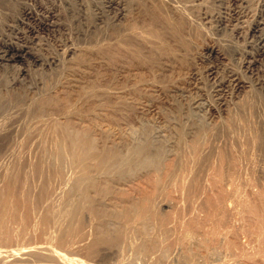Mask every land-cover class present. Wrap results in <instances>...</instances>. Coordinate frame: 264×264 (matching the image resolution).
I'll return each mask as SVG.
<instances>
[{"label": "rangeland", "instance_id": "rangeland-1", "mask_svg": "<svg viewBox=\"0 0 264 264\" xmlns=\"http://www.w3.org/2000/svg\"><path fill=\"white\" fill-rule=\"evenodd\" d=\"M259 20V29L251 31ZM19 46L25 49L22 57L8 59ZM233 78L243 87L236 89ZM263 95L264 0H0V222H6L0 224L5 229L4 234L0 231V249H35L46 243L79 257L78 264H124L135 252L131 242L143 238L147 245L157 241L156 250L149 246L134 253L133 264H264ZM66 108L77 112L68 116L74 126L87 124L93 110L108 113L93 121L101 127L112 123L108 139H99L109 140L108 144L124 147L123 143L130 145L148 132L149 139L161 145L160 166L138 169L115 193L137 195L138 200L156 195L157 217L151 213L147 217L159 229L153 224L144 236L138 235L141 239L137 234L125 236V242L120 238L123 245L115 241L92 245L99 221L93 212L83 210L80 226L70 221L77 227L72 226L75 233L64 229L70 222L56 217L59 205L49 194L41 192L36 207L24 210L28 203L21 190L29 185L32 195H37L34 127L48 116L63 120ZM19 152L23 158L17 154L19 158L13 159ZM5 189L12 193L5 195ZM6 196L17 199L15 203L8 199L15 205L5 207ZM51 205L55 213L48 211ZM2 210L15 212L6 213L12 214L9 219ZM88 221L96 227H89ZM109 222L121 221L111 216ZM129 231L125 229L124 235ZM89 234L92 241H87ZM157 235L164 242L159 243ZM161 246L166 248L164 258L159 256ZM40 248L35 249L38 254L32 251L37 256L31 253L33 261L28 263L55 264L50 252Z\"/></svg>", "mask_w": 264, "mask_h": 264}, {"label": "bare ground", "instance_id": "bare-ground-1", "mask_svg": "<svg viewBox=\"0 0 264 264\" xmlns=\"http://www.w3.org/2000/svg\"><path fill=\"white\" fill-rule=\"evenodd\" d=\"M155 3V2H153ZM144 4V3H143ZM160 5V4H159ZM153 6V5H152ZM179 6V5H178ZM180 7V6H179ZM178 7V8H179ZM154 9V8H153ZM180 10L182 9L179 8ZM188 11V10H186ZM181 13V12H180ZM190 14V12L188 13V15ZM181 15V14H180ZM150 18H152L150 16ZM154 18V17H153ZM159 19V18H157ZM261 19V18H260ZM150 20V19H149ZM156 22V21H155ZM256 22V21H255ZM158 23V22H157ZM254 23V22H252ZM154 25V24H153ZM260 25V20L258 22H256L252 27H251V31H255ZM262 26V25H261ZM131 29V27H130ZM259 29V28H258ZM117 30V29H116ZM128 30V29H127ZM118 31V30H117ZM135 31V30H134ZM136 32V31H135ZM134 33V32H133ZM140 33V32H139ZM113 34H115L113 32ZM142 34V33H141ZM128 35V34H127ZM113 36V35H112ZM125 36V35H124ZM114 37V36H113ZM119 37V36H118ZM127 38V36H126ZM131 38V37H130ZM120 39V38H118ZM136 39V38H135ZM116 40V39H115ZM125 41V40H124ZM113 42V41H112ZM134 42V41H133ZM116 43V42H115ZM9 44V43H8ZM126 44V43H125ZM116 45V44H115ZM25 49L23 47H20L19 48H16L13 50V52L9 55L8 59H20L22 57V51H24ZM5 51V50H4ZM11 51V50H10ZM9 51V52H10ZM211 52H215V50L212 48L210 49ZM25 52V51H24ZM251 52V51H250ZM7 53V51H6ZM22 53V54H21ZM258 53V52H257ZM4 55H3V59H4ZM8 62V61H7ZM255 65V64H254ZM236 77V76H235ZM234 80V86L236 89H239L241 87H243V83L241 82V80H239L238 78H233ZM223 81V80H222ZM226 85V84H225ZM220 87V86H219ZM259 87V86H258ZM246 92V91H244ZM247 93V92H246ZM260 93V92H258ZM259 95V94H258ZM264 96V95H263ZM2 97V96H1ZM259 97V96H258ZM3 98V97H2ZM243 98V97H242ZM249 98V97H248ZM251 98V96H250ZM255 98V97H254ZM256 99V98H255ZM259 99V98H258ZM257 99V100H258ZM2 100V99H1ZM264 100V99H263ZM239 101V100H238ZM245 101V100H244ZM262 101V100H261ZM3 103V102H2ZM243 105V104H242ZM226 106V105H225ZM1 107V106H0ZM250 107V106H249ZM72 108V107H71ZM263 108V107H262ZM261 108V109H262ZM97 109V108H96ZM229 109V108H228ZM231 109V108H230ZM241 109V108H240ZM105 110V109H104ZM258 110V109H257ZM69 113L73 114V113H77L73 110H70V109H65L62 114L65 116L63 120H59L58 118L55 117V119L52 118V116H48L47 118H42V120H40L36 126H39L38 128L34 127V130H36V135H37V151H38V156L36 157V159L39 161H37V165H34L37 169V178L39 179H36V175H35V178L33 180L36 181L35 184H36V190H37V195L33 196L32 193L30 192L29 190V185H27L26 188H24L23 190H21L22 192V196H24V203H28L27 205V208H25L24 210H30V208H33V205L36 207L37 203L35 204L34 202L37 201V199L40 197H43V194L41 192H44L46 194H49L48 198L51 199L52 201H55V202H58V204L56 205H59V208H58V213H56V217L60 218V219H64V222L65 220L70 222L73 220H76L75 221V224H80L81 222V216L83 215L84 217V214L83 213V210H89V212H93L95 214V216L97 217V219L99 220L98 221V226L97 228L94 227V225H92L93 221H88L87 224H89V227H94L96 229V232H95V235H93L94 232H92L91 234L94 236V240L92 241V238L93 236H91V240H87V241H92V245H96V244H99L100 242H118L119 240L121 241L120 238H123L122 239V242H125L124 241V237L125 236H128V237H132L134 234H137V235H134L136 236L137 238L139 236H144L147 229L151 227V225L154 224V217H157V214H158V211L156 209V205H158L157 201L158 198H156V195L153 196L151 195L150 196H145V197H142V198H139L138 200V196L137 195H134V196H137L136 198H134V196L131 197V195H127L126 197H123V196H117L115 193L117 191H119V189L123 186V184L127 181H129L132 176L135 177V175L138 173H135L136 171H138V169H141V168H145L148 167V166H154V167H158L160 166L159 163L160 160H161V157H162V154H163V149L161 147V145L159 144H155L152 142V140L149 139L147 133L148 132H145L146 133V136L143 138V139H139L135 142H133L132 144L130 145H126L125 143L124 144V147H118L120 146L119 143H117L118 146L116 145H111V144H108L109 143V140L108 142H105L104 140L102 141L99 140L100 137H104L107 138L110 134V131H109V126H111V122L107 123L105 120L106 117H104L105 119L102 120L103 122H106L107 125L101 127V125H99V122L97 124V122H93V121H96L95 119H98L99 117H101L103 114H105L103 111H98V110H93L91 112H89V117L87 120L88 123L90 124H78V122H76L78 125L77 126H74L73 124L70 123V121L72 120H69L68 116H69ZM236 113V112H235ZM262 113V112H261ZM54 114V113H53ZM108 114V113H107ZM105 114V115H107ZM229 114V113H228ZM237 114V113H236ZM60 115V114H59ZM57 115V116H59ZM62 115V116H63ZM77 115V114H76ZM75 115V116H76ZM104 115V116H105ZM245 115V114H244ZM264 115V114H262ZM61 116V115H60ZM61 116V117H62ZM79 116V114H78ZM109 116H110V113H109ZM108 116V119H110V117ZM74 117V116H72ZM77 117V116H76ZM86 117V116H85ZM85 117L82 115L80 118H84ZM96 117V118H95ZM236 117V116H235ZM233 117V118H235ZM63 118V117H62ZM79 118V119H80ZM95 118V119H94ZM102 118V117H101ZM257 118V117H256ZM261 118V117H260ZM76 119V118H75ZM85 119V121H86ZM92 119V121H91ZM94 119V120H93ZM230 119V118H229ZM228 119V120H229ZM243 119V118H242ZM253 119V118H251ZM74 120V118H73ZM100 120V119H99ZM176 120V119H175ZM262 120V119H261ZM75 121V120H74ZM73 121V122H74ZM84 121V120H83ZM108 121V120H107ZM189 121V120H188ZM234 121V120H233ZM254 121V120H253ZM258 121V120H257ZM255 121V123L257 122ZM102 122V123H103ZM114 122V121H112ZM182 122V121H180ZM227 122V120H226ZM105 123V124H106ZM111 123V124H110ZM177 123V122H176ZM184 123V122H183ZM188 123V122H187ZM190 123V122H189ZM201 123V122H200ZM203 123V122H202ZM201 123V124H202ZM236 123V122H235ZM242 123V122H240ZM239 123V124H240ZM245 123V122H244ZM198 124V122H197ZM196 124V125H197ZM224 124V123H223ZM243 124V123H242ZM249 124V122L247 123ZM254 124V123H253ZM99 127H98V126ZM180 125V123H179ZM182 125V123H181ZM195 125V124H194ZM205 125V124H204ZM219 125V124H218ZM230 125V124H229ZM255 125V124H254ZM114 126V125H113ZM167 126V125H166ZM203 126V124L201 125ZM200 126V127H201ZM236 126V124H235ZM172 127V126H171ZM183 127V126H181ZM185 128H187L185 125H184ZM196 127V126H195ZM221 127L223 128V126L221 125ZM239 126L237 125V128ZM111 128V127H110ZM115 128V127H114ZM144 128V127H143ZM142 128V130H143ZM147 128V127H145ZM153 128V127H152ZM161 128V126H160ZM164 128V127H163ZM179 127L177 126V129ZM202 128V127H201ZM225 128V127H224ZM264 128V127H263ZM96 129H99V131H96ZM134 129V128H133ZM139 129V128H138ZM151 129V128H150ZM154 129V128H153ZM167 129V128H166ZM165 129V130H166ZM234 129V128H233ZM255 129V128H254ZM5 130V129H3ZM111 130V129H110ZM132 130V129H131ZM137 130V129H135ZM134 130V132H136ZM140 130V129H139ZM145 131L147 129H144ZM174 130V129H173ZM172 130V131H173ZM180 130V129H178ZM177 130V131H178ZM187 131V129H185ZM206 130V129H205ZM230 130V129H229ZM237 130V129H236ZM239 130V129H238ZM112 134L114 131V129L111 130ZM133 131V130H132ZM141 131V130H140ZM149 131V130H147ZM151 131V130H150ZM149 131V132H150ZM154 131V130H153ZM156 131V130H155ZM196 131V130H195ZM194 131V132H195ZM211 131V130H210ZM224 131V130H223ZM31 132V131H30ZM119 132V131H118ZM174 132V131H173ZM182 132V131H181ZM193 132V133H194ZM231 133H233L232 131H230ZM240 132V131H238ZM246 132H248V130H246ZM255 132V131H254ZM257 132V131H256ZM261 132V131H260ZM132 133V132H131ZM153 134V132H151ZM164 133V132H163ZM162 133V134H163ZM175 133V132H174ZM183 133V132H182ZM185 133V132H184ZM197 133V132H196ZM205 133V132H203ZM215 133V132H214ZM217 133V132H216ZM98 134V136H97ZM187 134V133H186ZM185 134V135H186ZM189 134V133H188ZM249 134V132H248ZM257 134V133H256ZM35 135V134H33ZM111 135V134H110ZM137 135V134H136ZM151 135V134H150ZM207 135V134H206ZM209 135V134H208ZM251 135V134H250ZM133 136V140L136 139L135 135H131ZM130 136V137H131ZM141 136V135H140ZM157 136V135H156ZM160 136V134H159ZM163 136V135H162ZM167 136V135H166ZM181 136V135H180ZM199 136V135H198ZM227 136V135H226ZM254 136V135H253ZM152 137V135H151ZM150 137V138H151ZM182 137V136H181ZM184 137V135H183ZM201 137V136H199ZM203 137V136H202ZM229 137V136H228ZM232 137V136H231ZM129 138V136H128ZM153 138V137H152ZM155 138V136H154ZM230 138V137H229ZM108 139V138H107ZM183 140V138H181ZM198 139H201V138H198ZM206 139V137H205ZM204 139V140H205ZM261 140V139H260ZM1 141V140H0ZM118 141V140H117ZM115 141V142H117ZM123 141V140H122ZM156 141V140H154ZM165 141V140H164ZM163 141V142H164ZM263 141V140H262ZM125 142V141H124ZM158 142V141H157ZM177 142V141H176ZM181 142V141H180ZM197 142V141H196ZM233 142V141H232ZM29 143V142H28ZM179 143V142H178ZM234 143V142H233ZM251 143V142H250ZM22 145V144H21ZM20 145V146H21ZM30 145V144H29ZM122 145V144H121ZM126 145V146H125ZM165 145V143H164ZM23 146V145H22ZM26 146V145H25ZM28 146V145H27ZM26 146V147H27ZM254 146V145H253ZM261 146V145H260ZM25 147V148H26ZM29 147V146H28ZM252 147V146H250ZM253 148V147H252ZM20 149V148H19ZM27 149V148H26ZM25 149V150H26ZM29 149V148H28ZM251 149V148H250ZM254 149V148H253ZM18 150V149H16ZM22 150V154H23V149ZM30 150V149H29ZM165 150V149H164ZM20 151V150H19ZM33 151V150H32ZM31 151V152H32ZM35 151V150H34ZM253 151V150H251ZM26 153L27 155V151L24 152V154ZM17 154L19 155V153H16L14 154L13 156V159L14 157L15 158H19L22 157V155H19L17 156ZM30 154V152H29ZM34 154V153H32ZM9 155V154H8ZM24 156V155H23ZM33 156V155H32ZM11 157V156H10ZM23 158V157H22ZM26 158V157H25ZM30 159V158H29ZM10 160H12V158H10ZM35 160V159H34ZM19 161V159H18ZM199 161V160H198ZM197 161V162H198ZM14 162V161H13ZM21 162V161H19ZM18 162V163H19ZM36 162V160H35ZM195 162V161H194ZM15 163V162H14ZM17 163V164H18ZM36 164V163H35ZM31 165V164H30ZM33 165V164H32ZM193 165V164H192ZM28 166V165H27ZM177 166V165H176ZM18 167V166H17ZM22 167V166H21ZM30 167V166H29ZM34 167V168H35ZM152 168V167H151ZM193 168V166L191 167V169ZM32 169V168H31ZM35 169V170H36ZM176 169L178 170V168L176 167ZM25 170V169H23ZM144 170V169H142ZM141 170V171H142ZM157 170V169H156ZM155 170V171H156ZM189 172L193 170H190V168L188 169ZM28 171V170H27ZM140 171V170H139ZM175 171V169L173 170ZM14 172V170H13ZM26 172V171H25ZM29 172V171H28ZM158 172V170H157ZM188 172V174H189ZM194 173V172H193ZM135 174V175H133ZM159 174V173H157ZM176 171H175V175H176ZM171 175H173L171 173ZM173 175V177L175 176ZM39 176V177H38ZM187 176V175H186ZM190 176V175H189ZM11 177V175L9 176ZM169 177V176H168ZM166 177V178H168ZM172 177V178H173ZM155 178V177H154ZM158 177L156 176V179ZM171 178V176H170ZM191 176L188 178L190 179ZM193 178V177H192ZM44 180V181H43ZM154 180V179H153ZM168 180L170 181V179L168 178ZM167 180V181H168ZM15 181V180H14ZM43 181V182H42ZM164 181V180H163ZM188 181V180H187ZM190 181V180H189ZM31 182V181H30ZM156 182V181H154ZM162 182V181H161ZM45 183V184H44ZM13 185V182L10 183ZM126 184V183H125ZM157 184V182H156ZM32 185H34V183H32ZM42 185H46L45 188L44 186ZM159 187V185H157ZM15 187V186H13ZM43 187V188H42ZM7 188V187H6ZM42 188V189H41ZM161 188V187H160ZM9 189V188H8ZM3 190L5 191V195L9 196L10 193L12 192H7V191H10V190ZM11 189V188H10ZM163 190V188H162ZM2 191V190H1ZM15 191V190H14ZM46 191V192H45ZM7 192V194H6ZM21 192H20V195H21ZM155 192V191H153ZM2 193V192H1ZM9 193V194H8ZM158 193V192H157ZM4 194V193H3ZM14 194V193H13ZM17 194V193H16ZM45 194V195H46ZM19 195V194H18ZM160 195V194H159ZM1 196V195H0ZM6 196L5 199H3V204L4 206L10 202H8V199L11 200L12 203H15L17 202V199L15 198H8ZM15 196V195H14ZM112 198H111V197ZM13 197V196H12ZM4 198V196H3ZM18 198V197H17ZM22 198V197H21ZM39 198V199H40ZM46 198V197H45ZM2 199V198H1ZM141 199V200H140ZM157 199V201H156ZM42 200V199H41ZM1 201V200H0ZM15 201V202H14ZM44 201V200H43ZM48 201V200H47ZM45 201V202H47ZM50 201V200H49ZM18 202H20L18 200ZM11 203V204H12ZM21 203V202H20ZM53 203V202H52ZM2 204V203H1ZM10 204V205H11ZM23 204V203H22ZM40 204V203H39ZM55 204V203H54ZM97 204H101L103 206H106L107 210L108 207L111 208V210L113 211H107L106 209L98 206ZM12 205H15V204H12ZM20 205V204H19ZM41 205V204H40ZM43 205V203H42ZM41 205V206H42ZM50 205V204H48ZM8 206V205H6ZM5 206V207H6ZM45 206V205H44ZM52 206V205H51ZM3 207V205L1 206V208ZM3 207V208H5ZM40 207V206H39ZM50 207V206H49ZM12 208V207H11ZM24 208V207H23ZM42 208V207H41ZM51 208V207H50ZM49 208V209H50ZM53 208V206H52ZM158 208V207H157ZM6 209V208H5ZM4 209V210H5ZM9 209V207H7V210ZM13 209H15V207H13ZM18 208L16 207L15 211L17 210ZM37 209H38V206H37ZM36 209V211H37ZM46 209V208H45ZM48 211H51L54 210L53 212L55 213V210L56 209H50ZM11 210V209H10ZM32 210V209H31ZM35 210V209H34ZM42 210V209H41ZM1 211V209H0ZM6 211V210H5ZM14 211V210H13ZM14 211V212H15ZM17 211H20V210H17ZM33 211V210H32ZM39 213H40V210H38ZM45 211V210H44ZM10 212V211H9ZM8 211L7 212H4L2 210V214H5L4 216H7L9 217L8 215H6V213H9ZM14 212H10V213H14ZM31 212V211H30ZM46 212V211H45ZM45 212H44V216H45ZM49 212V213H51ZM100 212H103V213H100ZM106 212V213H104ZM1 213V212H0ZM26 213V212H24ZM36 213V212H35ZM38 213V214H39ZM48 213V214H49ZM91 213V214H93ZM148 213H151L152 214V217L154 218L153 221L152 219H149L147 217V214ZM20 214V213H19ZM18 214V215H19ZM31 214V213H30ZM43 214V213H42ZM47 214V215H48ZM90 214V213H89ZM1 215V214H0ZM28 215V214H27ZM114 216V217H117L118 219H120V224H110L109 220L111 219V216ZM12 216V214H10V217ZM13 216H16L13 215ZM26 216V215H25ZM33 216V215H32ZM37 216V214H36ZM34 216V217H36ZM54 216V215H53ZM93 216V215H92ZM9 217V219H10ZM20 217V216H18ZM17 217V218H18ZM27 217V216H26ZM30 219H31V215L29 216ZM49 217V216H48ZM45 216L44 219L48 218ZM55 217V216H54ZM2 218V216H1ZM4 218V217H3ZM21 218V217H20ZM19 218V219H20ZM51 218V217H50ZM91 218V216H90ZM7 219V218H6ZM14 219V218H13ZM22 219V218H21ZM26 219V218H25ZM54 219V218H52ZM56 219V218H55ZM54 219V220H55ZM59 219V220H60ZM85 219V218H84ZM84 219H83V222H84ZM1 220V219H0ZM4 220V219H3ZM18 220V219H17ZM41 220V219H39ZM58 220V219H57ZM93 220V218H92ZM96 220V218H95ZM161 220V219H160ZM2 221V220H1ZM28 221V220H27ZM31 221V220H30ZM44 221V220H43ZM41 221V222H43ZM47 221V220H46ZM45 221V222H46ZM136 221H138V223H136ZM156 221V220H155ZM12 222V221H11ZM9 221L8 224L11 223ZM17 222V221H16ZM72 222H70L72 224ZM80 222V223H79ZM91 222V223H89ZM158 222V220H157ZM4 224L6 222H0V224ZM40 223V222H38ZM63 223V222H62ZM69 223V224H70ZM74 223V222H73ZM86 223V222H85ZM33 224V223H32ZM34 224H37V223H34ZM33 224V225H34ZM41 224V223H40ZM67 224L65 226V230L66 228L69 230V231H73L75 230L76 225H75V228L72 227L74 226L73 224L71 225V227H69L70 225ZM91 224V225H90ZM28 224H26L27 226ZM65 225V224H63ZM77 225V226H78ZM81 225V224H80ZM79 225V226H80ZM156 225V222L155 224L153 225L154 227ZM9 226V225H8ZM36 226V225H34ZM87 225H84V227H86ZM110 226H113V229H109L107 227H110ZM82 227V226H81ZM81 227L79 228L81 230ZM88 227V226H87ZM158 227V226H157ZM0 228H4V227H1ZM23 228V227H22ZM26 228V227H25ZM28 228V227H27ZM63 228V227H62ZM160 227H158L159 229ZM86 229V228H85ZM85 229H84V232H85ZM125 229H129V234L127 235H124V231ZM153 229V227H152ZM151 229V230H152ZM5 230V229H4ZM4 230H1L4 234ZM25 230V229H24ZM30 231V229H28ZM27 230V231H28ZM79 230V231H80ZM83 230V228H82ZM81 230V231H82ZM90 230L92 231V229L90 228ZM94 230V229H93ZM23 231V230H22ZM78 231V229H77ZM89 231V229H88ZM154 231V230H153ZM156 231V230H155ZM6 232V231H5ZM11 232V231H10ZM14 232V231H13ZM16 232V231H15ZM61 232V231H60ZM81 233V235L79 234V236H82L83 233ZM160 232V230H159ZM18 233V231H17ZM27 233V232H26ZM26 233L23 232V234L25 235ZM64 233V232H63ZM70 233V232H68ZM75 233H76V230H75ZM87 233V231H86ZM85 233V234H86ZM89 233V232H88ZM158 233V232H156ZM167 233V232H166ZM19 234V233H18ZM22 234V233H21ZM71 234V233H70ZM159 234V233H158ZM162 234V233H160ZM159 234V235H160ZM27 235V234H26ZM30 235V233H29ZM69 235V234H68ZM65 236L66 238L68 237L70 240H72V236L69 237V236ZM73 235V234H71ZM88 236V234H86ZM139 235V236H138ZM164 235V233H163ZM163 235H162V238H163ZM8 236V235H6ZM10 236V235H9ZM16 236V235H15ZM84 235V237H87ZM165 236V235H164ZM13 237V236H12ZM23 237V235L21 236ZM63 237V238H65ZM74 237H78V236H74ZM83 237V236H82ZM116 237V239L114 238ZM134 237V238H136ZM155 237V236H154ZM158 238V235L156 236ZM166 237V236H165ZM7 238V237H6ZM11 238V237H10ZM67 238V239H68ZM74 238V240L76 239ZM79 238V237H78ZM140 238V237H139ZM68 239V240H69ZM89 239V237H88ZM127 238H125L126 240ZM133 239V238H132ZM141 239V238H140ZM159 239V238H158ZM165 239V238H164ZM163 239V240H164ZM67 240V241H68ZM73 240V241H74ZM79 240V239H78ZM77 240V241H78ZM134 240V239H133ZM154 240V239H153ZM157 240V239H156ZM162 239H159V243H162L164 242L163 240L161 241ZM82 240H80L81 242ZM131 241V239H130ZM128 240V242H130ZM146 241V240H145ZM143 240V238L141 240H137L135 239L134 241H132L131 243H133V250H131V253L134 252V253H138V252H144L149 246L151 248L155 247L154 244L155 242L157 243V241H153V242H149L150 244L147 245V241L145 242ZM161 241V242H160ZM83 242L86 243V241L83 240ZM121 242L120 245H123ZM127 242V241H126ZM91 242H89L90 244ZM115 243V244H116ZM158 243V244H159ZM46 244V243H45ZM45 244H41L40 247H42V249H46L44 250L47 254H48V251L50 252L49 255H51L53 258H51L53 261H55L56 263L55 264H73V262L77 263H81V260L80 258H76V257H71V256H68L66 255L63 250L62 251H59V250H56V248H53V247H48V246H45ZM84 244V243H83ZM82 244V245H83ZM88 244V243H86ZM85 244V246H86ZM128 244V243H127ZM37 245V244H36ZM35 245V246H36ZM39 245V244H38ZM37 245V246H38ZM48 245V244H46ZM102 245V244H101ZM105 245V244H103ZM107 245V243H106ZM44 246V247H43ZM54 246V245H53ZM91 246V244L89 245ZM118 246V245H117ZM160 245H158L157 247H159ZM26 247V246H25ZM29 248H21V249H3L1 248L0 249V262L2 264H29L28 261L29 259H31V257H29V255H31V253L33 254L35 249H39L40 247H36L35 249H31V246H28ZM130 247V246H128ZM92 248V246L90 247ZM121 248V247H120ZM125 248V247H124ZM122 248V249H124ZM150 248V249H151ZM41 249V248H40ZM39 249V250H40ZM59 249V248H58ZM122 249H119V250H122ZM148 249V250H150ZM156 250V247L153 248ZM160 251H159V256H161L162 258L165 257L164 255V246H161L160 248H158ZM19 250H21L19 252ZM125 250V249H124ZM123 251V253L126 251ZM127 250V249H126ZM147 250V251H148ZM152 250V249H151ZM155 250H153L155 252ZM36 251V250H35ZM43 250L41 251L42 253L44 252ZM158 251V250H157ZM167 251V250H165ZM37 252V251H36ZM40 252V251H39ZM129 252V251H128ZM149 253L151 251H148ZM18 253H23L24 255L23 256H20ZM45 253V254H46ZM124 253V255H125ZM134 253H132L133 255V258L131 261H127L125 262L124 264H133V259H134ZM157 252H155L156 254ZM35 254V253H34ZM38 254V252H37ZM44 254V255H45ZM128 253H126V256H127ZM154 254V253H152ZM36 255V254H35ZM119 255V254H118ZM37 256V255H36ZM39 256V255H38ZM43 256V255H42ZM129 256V254H128ZM131 256V255H130ZM159 256H156L157 258ZM48 257V255H47ZM122 257V256H121ZM161 258V259H162ZM35 259V257H34ZM36 259H38V257H36ZM46 259V257L44 258ZM43 259V260H44ZM48 259V258H47ZM50 259V257H49ZM119 259V258H118ZM121 259V258H120ZM123 259H125L123 257ZM122 259V261H123ZM128 259H131L128 257ZM32 260V259H31ZM39 260V259H38ZM33 261V260H32ZM42 261V260H41ZM40 261V263H41ZM126 261V260H125ZM31 262V261H29ZM43 262V261H42ZM60 262V263H59ZM83 262V261H82ZM0 263V264H1ZM35 263V262H34ZM44 263V262H43ZM77 263V264H78ZM49 264V263H47ZM52 264V263H51ZM121 264V263H120Z\"/></svg>", "mask_w": 264, "mask_h": 264}]
</instances>
